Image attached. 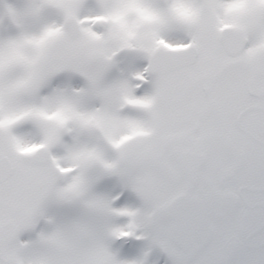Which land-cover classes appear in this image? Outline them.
Segmentation results:
<instances>
[{
	"label": "snow or ice",
	"instance_id": "obj_1",
	"mask_svg": "<svg viewBox=\"0 0 264 264\" xmlns=\"http://www.w3.org/2000/svg\"><path fill=\"white\" fill-rule=\"evenodd\" d=\"M0 264H264V0H0Z\"/></svg>",
	"mask_w": 264,
	"mask_h": 264
}]
</instances>
